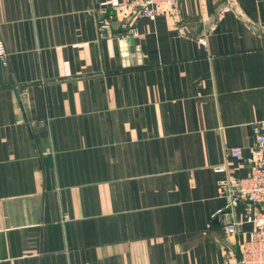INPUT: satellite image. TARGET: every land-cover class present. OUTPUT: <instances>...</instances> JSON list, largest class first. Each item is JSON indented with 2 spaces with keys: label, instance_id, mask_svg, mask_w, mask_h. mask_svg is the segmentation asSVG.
Masks as SVG:
<instances>
[{
  "label": "crops",
  "instance_id": "1",
  "mask_svg": "<svg viewBox=\"0 0 264 264\" xmlns=\"http://www.w3.org/2000/svg\"><path fill=\"white\" fill-rule=\"evenodd\" d=\"M118 1L0 0V264H226L215 167L253 165L264 0H179L134 50L99 36Z\"/></svg>",
  "mask_w": 264,
  "mask_h": 264
},
{
  "label": "built area",
  "instance_id": "2",
  "mask_svg": "<svg viewBox=\"0 0 264 264\" xmlns=\"http://www.w3.org/2000/svg\"><path fill=\"white\" fill-rule=\"evenodd\" d=\"M179 0H119L113 10L99 16L98 29L101 38L115 36L124 39H136L140 36L137 26L140 18L157 20L171 15ZM229 10L226 6L223 11ZM222 12L219 13L221 17ZM214 29V25L212 26ZM205 42V38H199ZM0 61L8 63V52L0 32ZM255 137L251 148L253 162L247 175L233 176L226 164L215 167V171L225 173L220 180L221 193L226 205L214 215L221 220L224 240V258L226 264H264V120L253 123ZM229 155L239 161L245 159L241 147H229ZM242 205H251L255 211L243 219L235 216L236 209ZM245 223L252 229L244 231ZM243 234V239L239 235Z\"/></svg>",
  "mask_w": 264,
  "mask_h": 264
},
{
  "label": "water",
  "instance_id": "3",
  "mask_svg": "<svg viewBox=\"0 0 264 264\" xmlns=\"http://www.w3.org/2000/svg\"><path fill=\"white\" fill-rule=\"evenodd\" d=\"M230 5H231L232 8H234V4L233 3H231ZM131 41L133 43L132 47H133V50H134L135 49V39L132 38ZM137 56H140V52L137 53Z\"/></svg>",
  "mask_w": 264,
  "mask_h": 264
}]
</instances>
